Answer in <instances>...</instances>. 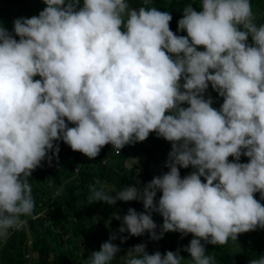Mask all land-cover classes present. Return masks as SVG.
Returning a JSON list of instances; mask_svg holds the SVG:
<instances>
[{"label": "clouds", "instance_id": "clouds-1", "mask_svg": "<svg viewBox=\"0 0 264 264\" xmlns=\"http://www.w3.org/2000/svg\"><path fill=\"white\" fill-rule=\"evenodd\" d=\"M42 3L38 15L14 19L11 32L0 25V249L54 208L58 189L51 199L39 196L29 177L58 157L57 142L93 160L105 145L119 155L150 133L170 143L167 172L160 165L149 182L110 193L105 181L89 185V203L116 209L125 208L117 201H137L143 211L125 208L108 219L103 243L76 240L79 256L65 264H119L129 236L155 241L169 232L193 238L152 254L134 245L120 264H217L206 245L264 229V23H256L250 0H200L199 11L187 4L177 21L186 36L170 30L172 16L149 7L152 0ZM209 86L223 100L218 109ZM67 227L52 225L50 240L67 239ZM249 264H264V255Z\"/></svg>", "mask_w": 264, "mask_h": 264}, {"label": "trees", "instance_id": "trees-1", "mask_svg": "<svg viewBox=\"0 0 264 264\" xmlns=\"http://www.w3.org/2000/svg\"><path fill=\"white\" fill-rule=\"evenodd\" d=\"M250 2L256 15V23L258 25L264 23V0H250ZM130 3L132 7L141 6L140 0H130ZM189 3H192L197 11L200 10V0H152L149 7L168 11L172 16L170 30L177 35L186 36L184 31L177 33V21L182 17L181 10ZM44 7L42 0H0V21L4 23V28L11 32L14 19L38 15ZM198 50L202 51L203 49L198 48ZM34 79H39V77H34ZM207 94L211 95L214 100L212 106L218 109L223 102L222 98L218 97L210 86ZM57 143L60 147L58 157H54L50 164L42 162V167L37 168L32 173V177H29L33 193L39 196L51 199V193L56 188L58 189L60 195L53 198L54 208L46 209L45 214L36 219H29L27 229L24 227L11 233L0 249V264H28L29 262L31 264H65L67 257L74 259L79 256L80 250L76 245V240L81 238L82 241L92 242L98 238L97 241L103 243L104 237H98V234H104L107 222L104 215L96 214V211L101 208V202L89 203V185H95L99 189V183L102 184L105 181L104 184H111L114 187L106 191L109 193L113 189L121 190L128 184L135 185L136 180L140 182V185H143L154 176L159 175L156 170L160 167L158 165L160 157L163 155L167 157L170 151V143L162 138H157L155 133H150L143 142L126 145L121 149L119 155L115 153L111 145H105L93 160H89L83 154V159H81L80 152L72 151L62 141ZM105 157L109 159L106 164H102L101 160ZM232 159L229 157V161ZM136 161L138 162L136 163ZM240 162L246 163L247 158L241 156ZM164 164L161 165L163 167L161 174L168 171ZM75 167L78 168L77 172L74 171ZM191 171V168L180 169L181 177ZM114 176L117 177L116 180H113ZM158 195L160 193H157V199ZM254 195L257 200H260L259 193ZM260 202L264 205V200H260ZM104 205V207L107 206L106 203ZM115 205H123L126 209L131 207L137 212L143 211L142 203L137 201H117ZM78 207L83 209V216H80ZM108 207L112 208L109 205ZM74 218L76 220L72 222ZM152 218L158 226L163 222L159 214L153 213ZM58 223L62 225L63 230L67 225L72 226L71 228L67 227L68 230L64 231L68 238L61 237L50 240L48 235L50 229L52 225ZM157 231H159V227ZM166 234L168 233H165L162 239L153 241L149 240L148 234L145 233L143 236H133L131 240L120 242V244L129 250L134 245L144 243L146 251L152 254L158 249L165 251L182 249L193 238L191 234L181 238V234L178 232H169V236ZM79 247L84 250L83 246ZM206 251V254L215 256L217 264H249L251 259H258L260 255H264V229L240 234L236 242L229 240L223 246L206 245ZM85 255L86 253L83 252L82 256ZM180 255L185 259L189 258L188 253L184 251H181ZM121 256L116 255L117 260L114 262L120 264Z\"/></svg>", "mask_w": 264, "mask_h": 264}, {"label": "rangeland", "instance_id": "rangeland-1", "mask_svg": "<svg viewBox=\"0 0 264 264\" xmlns=\"http://www.w3.org/2000/svg\"><path fill=\"white\" fill-rule=\"evenodd\" d=\"M0 25H2V26L4 27V23H3L2 21H0ZM165 159H166L165 155H163L162 157H160V162L158 163V165H162V163L165 162ZM157 173L160 174L161 171H158ZM116 179H117V177L114 176L113 180H116ZM106 188H107V185L105 184V185H104V189H106ZM158 196H160V195H158ZM100 206H101V208H100L99 211H96V214H98V215H99V214L104 215V216H105V221H106V222H107L108 219L113 218L114 215H119V216L122 217V216L125 215L126 212H127V210H126L125 208H123V207H118V208H116V209H113V207H112L111 209H109L108 204H107L106 207H104V206H105V205H104V202H101ZM140 207H141V205H140ZM114 222H117L118 226H120V221L112 219V220H111V223H114ZM166 235L169 236V233L166 234ZM126 236H127V235H126ZM172 236H173V235H172ZM132 238H133V236H129L127 240H131ZM60 251H61V249H60ZM60 251H59V252H60ZM127 251H128L127 249L122 248V249H120V251L117 253V255H122V256H123ZM35 260H37V259H35ZM35 260H34V261H35ZM28 264H31V262H29ZM40 264H41V263H40Z\"/></svg>", "mask_w": 264, "mask_h": 264}]
</instances>
